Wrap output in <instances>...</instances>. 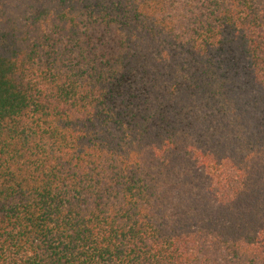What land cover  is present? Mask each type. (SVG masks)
I'll return each mask as SVG.
<instances>
[{
  "label": "trees",
  "instance_id": "16d2710c",
  "mask_svg": "<svg viewBox=\"0 0 264 264\" xmlns=\"http://www.w3.org/2000/svg\"><path fill=\"white\" fill-rule=\"evenodd\" d=\"M0 264H264V0H0Z\"/></svg>",
  "mask_w": 264,
  "mask_h": 264
}]
</instances>
